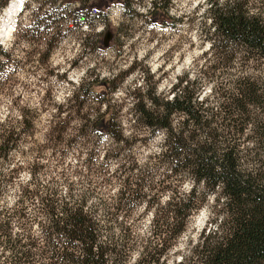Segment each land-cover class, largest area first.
Here are the masks:
<instances>
[{
	"label": "rangeland",
	"instance_id": "rangeland-1",
	"mask_svg": "<svg viewBox=\"0 0 264 264\" xmlns=\"http://www.w3.org/2000/svg\"><path fill=\"white\" fill-rule=\"evenodd\" d=\"M151 1L22 0L11 36L0 35V124L28 131L1 169L14 178L0 200L11 205L20 186L39 184L58 187L61 195L70 187L89 203L119 201L118 220L130 224L119 236L133 244L126 264L135 263L150 236L153 209L191 185L167 177L157 157L162 133L138 123L133 104L148 92L170 98L179 84L211 106L214 90L230 92L232 79L247 69L240 48L209 49L208 0H170L167 10ZM107 31L112 38L104 45ZM108 121L122 140L106 132ZM210 205L193 211L175 239L170 232L154 238L158 264L189 255L209 227ZM32 209L28 203L24 211Z\"/></svg>",
	"mask_w": 264,
	"mask_h": 264
},
{
	"label": "trees",
	"instance_id": "trees-1",
	"mask_svg": "<svg viewBox=\"0 0 264 264\" xmlns=\"http://www.w3.org/2000/svg\"><path fill=\"white\" fill-rule=\"evenodd\" d=\"M8 1L0 0V11ZM161 1L152 0V7L167 10L170 0ZM259 1L254 7L249 0H208L209 49L227 51L230 45L246 54L247 69L232 79L230 92L214 90L210 106L177 84L170 98L148 92L133 104L136 121L152 135L162 133L157 157L164 159L167 177L191 180L184 196L153 209L150 236L134 264H158L154 238L170 232L175 239L209 200V227L175 264H264V0ZM21 126L0 124V195L14 178L1 169L28 132ZM106 132L122 140L110 121ZM19 191L11 205L0 200V264H126L130 258L133 244L119 236L126 224L118 220L119 201L89 203L70 187L63 195L58 187L39 184Z\"/></svg>",
	"mask_w": 264,
	"mask_h": 264
},
{
	"label": "bare ground",
	"instance_id": "bare-ground-1",
	"mask_svg": "<svg viewBox=\"0 0 264 264\" xmlns=\"http://www.w3.org/2000/svg\"><path fill=\"white\" fill-rule=\"evenodd\" d=\"M22 0H10L7 6L2 9L0 15L2 25L0 26V35L7 40L13 32L14 17L20 12Z\"/></svg>",
	"mask_w": 264,
	"mask_h": 264
},
{
	"label": "water",
	"instance_id": "water-1",
	"mask_svg": "<svg viewBox=\"0 0 264 264\" xmlns=\"http://www.w3.org/2000/svg\"><path fill=\"white\" fill-rule=\"evenodd\" d=\"M111 36H112L111 32L107 31V32L105 33V36H104V44H105V45L108 44L109 40L111 39Z\"/></svg>",
	"mask_w": 264,
	"mask_h": 264
},
{
	"label": "flooded vegetation",
	"instance_id": "flooded-vegetation-1",
	"mask_svg": "<svg viewBox=\"0 0 264 264\" xmlns=\"http://www.w3.org/2000/svg\"><path fill=\"white\" fill-rule=\"evenodd\" d=\"M104 36H105V35H104ZM111 38H112V36H111ZM110 40H111V39H110ZM110 40H109V41H110ZM108 43H109V42H108ZM103 44H104V38H103ZM104 45H105V44H104Z\"/></svg>",
	"mask_w": 264,
	"mask_h": 264
}]
</instances>
